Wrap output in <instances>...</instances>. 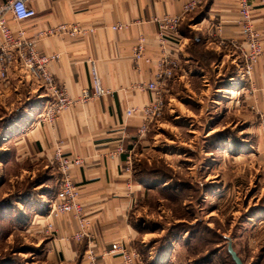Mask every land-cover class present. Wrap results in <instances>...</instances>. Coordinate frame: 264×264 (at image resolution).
I'll list each match as a JSON object with an SVG mask.
<instances>
[{
    "label": "crops",
    "instance_id": "0c3cea01",
    "mask_svg": "<svg viewBox=\"0 0 264 264\" xmlns=\"http://www.w3.org/2000/svg\"><path fill=\"white\" fill-rule=\"evenodd\" d=\"M6 1L0 0V5ZM189 1L27 0L35 10L34 17L17 22L6 14L13 33L21 27L40 54L57 55L48 68L54 79L66 87L69 97L77 99L83 90L91 92L90 61L102 85L111 91L66 107L53 124L39 123L40 107L49 101L44 89L19 65L10 67L5 79L0 78V175L7 176V185L13 184L17 178L13 164H18L21 176H33L30 170L35 169L48 171L50 177L35 186L37 197L32 196L26 206L24 203L19 215L23 239L38 247L28 251L38 254L29 264H92V260L94 264H122L120 256L111 252L113 243L137 250L136 245L145 242L131 222L143 187L124 171L128 154L141 143L138 130L145 119L140 114L128 115L127 110L142 108L152 101V94L143 84L154 78L165 54L180 65L168 80L166 93L171 107L174 91L181 84V93L189 96L196 95L189 86L192 80L201 82L203 88L209 86L208 68L216 78L225 76L227 85L222 84V79L214 80L216 89L229 91L230 98L240 93L239 109L244 111L240 120L246 129L257 127L255 115L264 113V0H250L253 26L263 50L253 66L252 85L242 75L246 44L237 20V0H201L195 10L181 18L176 37L161 39L156 19L181 15ZM61 23H78L86 32L74 37L48 33ZM116 24L125 27L113 29ZM141 38L143 57L149 61L143 59L137 64L133 59L134 46ZM193 39L198 42L193 43ZM195 48L213 53L208 67L195 54ZM222 65H227L230 72L221 74ZM58 141L62 142L65 155L81 160L70 169L79 192L81 216L86 221L87 236L80 241L71 236L78 228L73 213L48 214L60 176L53 161ZM246 144V149H251L247 155L260 157L264 172V136L258 135ZM52 165L57 171L54 176L49 173ZM48 223L52 224V234L44 231ZM155 246L150 241L144 243V253L137 250L143 264H173L170 248Z\"/></svg>",
    "mask_w": 264,
    "mask_h": 264
},
{
    "label": "rangeland",
    "instance_id": "374dc122",
    "mask_svg": "<svg viewBox=\"0 0 264 264\" xmlns=\"http://www.w3.org/2000/svg\"><path fill=\"white\" fill-rule=\"evenodd\" d=\"M207 70L209 86L190 82L196 95L182 94L181 84L171 107L163 93L160 113L132 152L131 176L143 194L131 222L144 243L151 241L155 248L172 243L173 264H198L207 255L204 264H234L228 242L243 264H264V172L260 157L247 155L246 149L247 142L264 136L260 113L255 115L258 128L246 129L240 120V93L230 98L229 91L216 89L214 80L227 85L225 76L216 78ZM220 70L230 72L227 65ZM13 165V184L0 175V199L15 193L13 187L32 185L42 173L33 169V176H21V165ZM49 172L56 175L54 165ZM8 239L0 235V257L15 251L23 264L37 258L25 251L38 247L27 244L21 230ZM144 243L135 248L144 253Z\"/></svg>",
    "mask_w": 264,
    "mask_h": 264
},
{
    "label": "built area",
    "instance_id": "2783aa9c",
    "mask_svg": "<svg viewBox=\"0 0 264 264\" xmlns=\"http://www.w3.org/2000/svg\"><path fill=\"white\" fill-rule=\"evenodd\" d=\"M201 0H191L183 7V13L176 16H168L162 19H156L159 26V34L161 39L176 37L178 35L177 26L184 14L191 12L197 8ZM238 22L240 23L241 33L245 38V49L243 50V69L242 75L252 85L251 75L254 64L262 55L263 50L259 43V34L255 30L251 18V1L237 0ZM10 14L17 22L30 19L35 16V10L30 6L27 0H7L0 5V78H6L7 70L15 65H19L20 69L26 73L35 83L44 89L49 97L38 112L39 123L53 124L60 113L68 106L75 102H85L90 99L99 98L111 91L105 88L99 78L97 69L92 61L89 62V79L91 92L83 90L77 99L69 97L66 87L57 82L48 65L56 58V54L43 55L40 54L25 37V31L19 27L16 33L10 28L6 14ZM125 25H113V29H121ZM220 31V24L217 25ZM86 30L78 23H61L51 28L49 34H66L71 37L82 35ZM223 43V41H221ZM144 40L141 38L134 46L133 59L138 64L141 60L148 62L143 57ZM179 63L176 59L170 58L165 54L158 62V70L154 78L143 84V88L152 94V101L142 108H131L127 110V114H140L144 119V124L138 130L140 135H144L147 125L155 116L160 113L164 104L163 93L167 91L168 80L173 76L174 71L179 69ZM259 126L264 134V113L260 114ZM131 154H128L124 171L131 176ZM53 161L56 163L60 174L57 179V190L54 198L51 199L48 208V214L59 216L64 213H73L77 219L78 228L72 233V238L76 241L82 240L87 236L86 221L81 216L82 206L79 203V192L70 177V169L72 166L79 165L81 160L76 157H69L64 154L62 142L58 141L53 152ZM45 233L52 234V224L48 223L44 229ZM111 252L118 254L122 264H143L142 257L136 249L127 247L124 244L113 243ZM94 264V260L91 261Z\"/></svg>",
    "mask_w": 264,
    "mask_h": 264
},
{
    "label": "trees",
    "instance_id": "16d2710c",
    "mask_svg": "<svg viewBox=\"0 0 264 264\" xmlns=\"http://www.w3.org/2000/svg\"><path fill=\"white\" fill-rule=\"evenodd\" d=\"M194 42H198V41L196 39L195 40L193 39V43ZM194 52L197 56H200V58L203 60L202 64L205 67H208L210 65L209 60L214 58V55L212 52L204 51L201 48H195ZM40 171L43 174L42 173L39 174L40 177L37 180H35L34 182H32V185L30 183V186L27 185L26 187H24V184H22L23 185L22 188H19L17 186L14 188L16 190L15 193L9 194L7 197L0 199V235H2L5 240H6L7 235L13 229H14L13 231H16V230L20 229L21 227H23V223H22L19 215L21 213L20 211H21L22 207H24L23 206L24 203H26L25 206L30 203V198H27V197H32V196L37 197L35 189H34L35 186L38 183L42 182V180H47L50 178L47 175L48 171H46V172L42 171V170H40ZM49 173H51V172H49ZM53 176H54V174H53ZM6 178H7V176H6ZM3 181L4 180L2 179V182ZM55 193L56 192H54V195H55ZM12 226H14V227H12ZM31 249H33V248L28 247V250H25V251H29ZM14 253H15V251H12V252L10 251L9 253H5L3 257H0V264H23V262L17 261V257H14L15 256ZM227 253H228V251H227ZM228 255L230 256L229 253H228ZM230 258H231V256H230ZM208 260L209 259H208V255H207V256H204L201 259H199L197 262H198V264H204ZM231 260H232V258H231ZM233 263H234V261H233Z\"/></svg>",
    "mask_w": 264,
    "mask_h": 264
},
{
    "label": "water",
    "instance_id": "95a60500",
    "mask_svg": "<svg viewBox=\"0 0 264 264\" xmlns=\"http://www.w3.org/2000/svg\"><path fill=\"white\" fill-rule=\"evenodd\" d=\"M227 251L230 254V256H231V258H232V260L234 261L235 264H243V262L241 261V259L237 255V253L232 248V245H231L230 242H228V244H227Z\"/></svg>",
    "mask_w": 264,
    "mask_h": 264
}]
</instances>
